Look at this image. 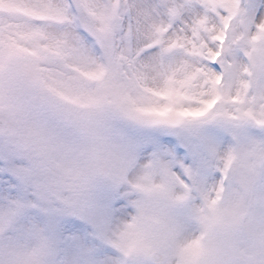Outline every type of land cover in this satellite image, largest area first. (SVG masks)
<instances>
[{
  "label": "snow or ice",
  "instance_id": "obj_1",
  "mask_svg": "<svg viewBox=\"0 0 264 264\" xmlns=\"http://www.w3.org/2000/svg\"><path fill=\"white\" fill-rule=\"evenodd\" d=\"M9 2L0 87L33 75L48 129L0 138V264L36 235L43 264H207L190 234L223 222L244 145L264 189V46L232 90L239 44L264 41V0ZM108 88L125 102L99 103ZM69 102L85 106L72 122Z\"/></svg>",
  "mask_w": 264,
  "mask_h": 264
},
{
  "label": "rangeland",
  "instance_id": "obj_2",
  "mask_svg": "<svg viewBox=\"0 0 264 264\" xmlns=\"http://www.w3.org/2000/svg\"><path fill=\"white\" fill-rule=\"evenodd\" d=\"M9 0H0V9L12 10ZM21 11V9H15ZM23 40V37H18ZM238 42H233L236 45ZM264 46V41H253L249 39L239 44V51L232 63L235 72L232 80V90L235 93L240 89L242 82H250L253 77L249 72L252 66V58L256 49ZM71 82H69L70 84ZM38 80L31 74H24L17 80H13L0 87V106H11L14 110H20V135L15 139H9L13 143L24 147L36 142L48 129L44 119L32 118V114L45 104V101L33 95ZM242 90V89H241ZM249 101L253 98V91L248 90ZM97 99L103 106L119 107L125 101L113 89H99ZM257 104L264 102V97L259 93L255 94ZM58 102L59 98H58ZM85 106L67 104L68 111L60 113L64 118L71 121V111H83ZM103 120L99 121L102 124ZM98 126L92 131L95 133ZM255 145H244L240 148V163L243 165L238 184L239 187L232 195L231 206L225 209L223 222L218 226L208 229L203 224H196L191 236L202 240L205 244L207 264H261L264 261V211L261 205L264 204V189L260 181L253 174L258 166L255 160ZM236 167V164L233 165ZM210 238V243L208 242ZM45 238L36 235L30 243L21 246L18 256V264H43L45 255Z\"/></svg>",
  "mask_w": 264,
  "mask_h": 264
},
{
  "label": "water",
  "instance_id": "obj_3",
  "mask_svg": "<svg viewBox=\"0 0 264 264\" xmlns=\"http://www.w3.org/2000/svg\"><path fill=\"white\" fill-rule=\"evenodd\" d=\"M20 112L14 113L10 108H0V137L13 138L18 136Z\"/></svg>",
  "mask_w": 264,
  "mask_h": 264
}]
</instances>
